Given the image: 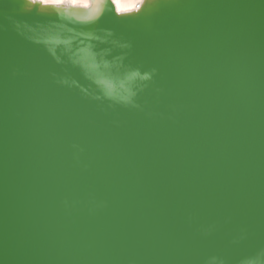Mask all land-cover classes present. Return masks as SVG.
<instances>
[{
  "label": "water",
  "instance_id": "95a60500",
  "mask_svg": "<svg viewBox=\"0 0 264 264\" xmlns=\"http://www.w3.org/2000/svg\"><path fill=\"white\" fill-rule=\"evenodd\" d=\"M0 264H264V0H0Z\"/></svg>",
  "mask_w": 264,
  "mask_h": 264
},
{
  "label": "bare ground",
  "instance_id": "6f19581e",
  "mask_svg": "<svg viewBox=\"0 0 264 264\" xmlns=\"http://www.w3.org/2000/svg\"><path fill=\"white\" fill-rule=\"evenodd\" d=\"M41 1L43 2V0ZM64 1H70L71 3L76 4V5H78L77 3H83L84 6L89 5L88 0H60V2H56V3H62ZM112 1L116 5L119 11L125 12L128 10H131L132 8L136 6V4L141 3L143 0H112ZM48 3H51V2H48Z\"/></svg>",
  "mask_w": 264,
  "mask_h": 264
},
{
  "label": "snow or ice",
  "instance_id": "6c2138e0",
  "mask_svg": "<svg viewBox=\"0 0 264 264\" xmlns=\"http://www.w3.org/2000/svg\"><path fill=\"white\" fill-rule=\"evenodd\" d=\"M43 2H45V3H48V2L56 3V2H60V0H43Z\"/></svg>",
  "mask_w": 264,
  "mask_h": 264
},
{
  "label": "rangeland",
  "instance_id": "374dc122",
  "mask_svg": "<svg viewBox=\"0 0 264 264\" xmlns=\"http://www.w3.org/2000/svg\"><path fill=\"white\" fill-rule=\"evenodd\" d=\"M39 1H41V0H39ZM42 2V1H41ZM88 2H89V0H88ZM44 3V2H43ZM51 3H53V2H51ZM56 4H58V3H56ZM78 5H83V3H77ZM84 6V5H83Z\"/></svg>",
  "mask_w": 264,
  "mask_h": 264
}]
</instances>
